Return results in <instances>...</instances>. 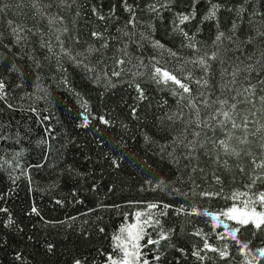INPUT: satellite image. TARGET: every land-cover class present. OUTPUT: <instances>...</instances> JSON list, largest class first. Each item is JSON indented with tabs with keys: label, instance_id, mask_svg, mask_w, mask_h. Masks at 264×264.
I'll use <instances>...</instances> for the list:
<instances>
[{
	"label": "trees",
	"instance_id": "1",
	"mask_svg": "<svg viewBox=\"0 0 264 264\" xmlns=\"http://www.w3.org/2000/svg\"><path fill=\"white\" fill-rule=\"evenodd\" d=\"M212 2L222 6L215 20L203 19L209 0H0V208L7 210L0 212V264H106L107 255H119L113 236L136 225L137 212L140 222L152 216L142 245L160 240L161 230L169 236L141 249L149 264H245L238 245L216 235L223 226L213 229L210 217L192 210L219 213L234 203L233 192L264 191L256 179L264 169L253 164L264 160V129L256 132L264 125V67L257 62L264 0ZM193 10L195 18L181 24L180 15ZM213 52L207 73L193 63ZM236 65L242 70L231 83ZM248 65L253 71H243ZM154 66L187 83L191 94L157 83ZM202 76L207 87L196 82ZM220 140L239 155H225ZM164 204L171 207L161 216ZM237 236L253 251L264 247V230L249 225ZM205 239L228 244L229 257L203 250L205 259L197 260L192 252Z\"/></svg>",
	"mask_w": 264,
	"mask_h": 264
},
{
	"label": "snow or ice",
	"instance_id": "2",
	"mask_svg": "<svg viewBox=\"0 0 264 264\" xmlns=\"http://www.w3.org/2000/svg\"><path fill=\"white\" fill-rule=\"evenodd\" d=\"M198 2V0H194V3ZM210 8L207 12V14L203 17L204 20H215L217 18V13L219 12L220 8L222 7L219 3H213L212 0H209ZM128 11H132L131 7L129 6ZM153 10L155 11V6H153ZM231 10V9H229ZM2 11V10H0ZM240 11H243L241 8ZM256 15V13H253ZM264 15V14H261ZM103 19L104 17H100ZM195 18V12L193 10L192 13L188 15H180V23L183 24L186 21H189L190 19ZM132 23V21H129ZM9 26L11 27V22H9ZM233 28L235 29V24L233 25ZM12 33L16 36L17 41L21 39L19 35V30L15 27H11ZM181 31H183L181 29ZM186 37L188 36L187 32L183 33ZM94 37L100 38L102 36L101 33L94 32L92 33ZM257 35L261 38H264V27L257 28ZM224 37L223 33H219L216 36V41L221 42L222 38ZM227 39H232V37H228ZM254 39V38H250ZM154 46L157 48H163L164 46L160 44L159 41H156L154 43ZM193 45H189V47H192ZM102 47H107V44L102 45ZM89 51H92V49H89ZM79 55V54H78ZM172 55H176L175 53H172ZM217 52L211 53V55L205 54V56L200 57L197 61H194L193 63L198 64L201 66L205 73L208 72L209 69V60H213L217 58ZM258 63H261V66L264 67V50L260 51V60L257 61ZM119 64H123L124 60L118 61ZM91 70V69H90ZM239 65H236L232 70V81L231 83H235V79L237 74L241 71ZM243 71L251 72L253 71V66L248 65ZM113 75H119L118 72H113ZM153 78L156 79L157 83L164 82L167 83L168 81H171L175 85H177L180 89L183 90V93H189L191 94V88L187 83L182 82L180 78H178L175 74L172 72L162 69L159 66H154L153 72H152ZM191 76L186 77V79H190ZM197 84H200L202 87H207L208 81L205 76H202L200 80L196 81ZM259 83L264 84V79L260 80ZM254 87V85H249V88ZM5 88V84L2 80H0V98H3V90ZM137 91L140 93V96L143 97V90L140 88L139 84L136 85ZM248 91L249 89H245ZM200 95H203V93H200ZM261 100L264 101V97H261ZM221 103H227V101H223ZM205 104H207V101H205ZM190 106L193 108H196L195 103H190ZM84 108V112L82 113L83 116V122L82 126H87L89 123V113L87 109V105H82ZM235 105H232V108H234ZM197 116H199V109H197ZM218 115H223L225 118H228L229 113L227 111H224L223 109L220 110ZM176 117H169V119H175ZM101 123L108 124L109 121H107L103 116L99 117ZM197 126H199V120L195 121ZM248 121L245 119L244 122V128L247 129ZM233 128L237 127L235 122L233 121L232 124ZM262 129H264V125H261L260 128L256 129V132H260ZM197 136L200 135V133H196ZM230 139V137H229ZM175 143L183 144V140L179 137L177 138ZM242 143H247L246 138L241 141ZM219 145L223 148L225 155L229 154L231 152L233 155H239L238 152H236L235 149H231L229 143L226 140H220ZM261 148H264V143L260 145ZM112 163L116 166H118L117 161L113 160ZM253 164L256 168L264 169V160H261L259 163H257L255 160H253ZM256 179H262L264 180V175L257 176ZM217 180H219V177H217ZM255 180L252 181L251 184L246 185L247 188L251 189L254 184ZM202 196H214L218 195V193H201ZM242 197H247V199H241ZM230 199L233 201H240V204L242 207L237 206L236 203H233L230 207H228L226 210H221L219 213H212L207 210L203 211L202 213L198 212L196 209H193L192 212L197 215H204L206 217H210L211 221L218 222L213 224V229L216 227H219L220 225L223 226L224 232L223 233H216L218 238L220 239H227L231 238L236 245H238V252L242 254L245 257V264H252V259H255L257 261V264H259V260H264V247H261L259 249H256L253 251L249 248L248 243H244L238 239L237 234L240 232L241 228H247L249 225H251L252 229L256 232L264 230V191L260 192H233L231 194ZM57 203H60L57 201ZM257 205L261 207L262 210L257 211ZM157 204H149L148 208L155 209L157 208ZM171 205L164 204L162 206L161 212L159 215L163 216L167 213L164 211V209L170 208ZM6 209L0 208V212H5ZM179 211V210H178ZM32 213H35L36 215H39V211L36 207H33L31 209ZM136 216L138 218V222L136 225H126L121 227V235L119 236H113V240L116 241V249L119 250L118 258H114L112 255H107V261L106 264H149L148 260L142 258L141 249L143 247H146L147 244H159L161 240H166L169 238L168 233L161 230L160 233V240H152L151 238L148 239L147 244L142 245L140 241L144 238L146 235L143 224L150 223L152 221V216L149 213L146 217V219L143 222L139 221V217L141 216V213L137 212ZM223 216L228 221H232L235 225H239V227H230L228 223L224 221H220L219 217ZM13 221L11 218L8 220V224H12ZM155 223L159 224L160 221L157 219ZM101 232L104 231L103 228L100 229ZM196 235H201L200 232H197ZM49 250H51L52 245H48ZM228 244H225L222 248H218L216 246H213L208 242L207 239L204 240L203 248L199 250H194L192 252V255L196 257L197 260L203 261L205 259V256L201 255V252L203 250H208L214 253H217V255L221 259H227L229 257L228 252ZM179 251L183 252V249H178ZM251 257L252 259H249ZM19 259V257H17ZM157 260H159V256L156 257ZM73 264H83V261L76 259L74 260Z\"/></svg>",
	"mask_w": 264,
	"mask_h": 264
},
{
	"label": "rangeland",
	"instance_id": "3",
	"mask_svg": "<svg viewBox=\"0 0 264 264\" xmlns=\"http://www.w3.org/2000/svg\"><path fill=\"white\" fill-rule=\"evenodd\" d=\"M241 199H247V197H242ZM234 203H236L237 204V206H240V207H242V205L240 204V201L239 200H237V201H234ZM258 207H260L259 205H257V211H260L259 209L260 208H258ZM219 220L220 221H228V220H226V218L225 217H223V216H220L219 217ZM215 223H218V222H215Z\"/></svg>",
	"mask_w": 264,
	"mask_h": 264
}]
</instances>
